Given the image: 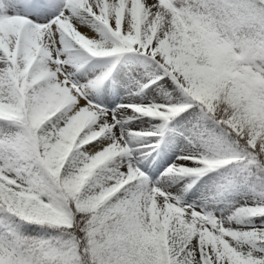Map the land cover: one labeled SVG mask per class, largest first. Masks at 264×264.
<instances>
[{"label":"snow or ice","instance_id":"obj_1","mask_svg":"<svg viewBox=\"0 0 264 264\" xmlns=\"http://www.w3.org/2000/svg\"><path fill=\"white\" fill-rule=\"evenodd\" d=\"M0 264H264V0H0Z\"/></svg>","mask_w":264,"mask_h":264}]
</instances>
